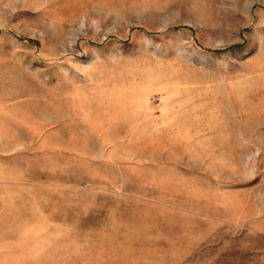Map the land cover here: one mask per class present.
<instances>
[{"label":"rangeland","instance_id":"obj_1","mask_svg":"<svg viewBox=\"0 0 264 264\" xmlns=\"http://www.w3.org/2000/svg\"><path fill=\"white\" fill-rule=\"evenodd\" d=\"M6 182L33 264H264V0H0Z\"/></svg>","mask_w":264,"mask_h":264},{"label":"crops","instance_id":"obj_2","mask_svg":"<svg viewBox=\"0 0 264 264\" xmlns=\"http://www.w3.org/2000/svg\"><path fill=\"white\" fill-rule=\"evenodd\" d=\"M0 190L12 193L0 195V264H33L44 261L47 249L46 222L55 227L56 211L60 214V192L52 183L6 182L0 183ZM52 192L53 199L46 204L31 199L29 191ZM57 191V192H58ZM21 192V193H20ZM42 195V194H41ZM40 195V197H41ZM46 204V205H45ZM53 208V215L45 208ZM57 208V209H56ZM48 210V209H47ZM48 211V212H49ZM37 223L38 229L31 230L30 224ZM55 238L49 235L48 238ZM61 236L59 235L58 238Z\"/></svg>","mask_w":264,"mask_h":264}]
</instances>
